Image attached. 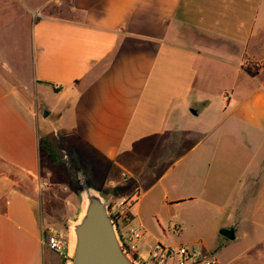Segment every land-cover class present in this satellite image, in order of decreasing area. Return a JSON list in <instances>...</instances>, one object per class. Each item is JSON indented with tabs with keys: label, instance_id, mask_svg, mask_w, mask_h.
<instances>
[{
	"label": "crops",
	"instance_id": "0c3cea01",
	"mask_svg": "<svg viewBox=\"0 0 264 264\" xmlns=\"http://www.w3.org/2000/svg\"><path fill=\"white\" fill-rule=\"evenodd\" d=\"M229 75L215 99L210 81ZM222 116L264 132V0H0V160L33 181L26 189L0 170V264H62L43 242L35 195L53 171L43 172L42 140L57 135L88 156L87 182L124 200L143 229L136 257L146 264L145 247L181 244L169 241L182 227L172 206L221 201L204 145ZM253 161L246 173L264 166V152ZM240 180L222 225L260 223ZM77 205L74 192L72 216Z\"/></svg>",
	"mask_w": 264,
	"mask_h": 264
},
{
	"label": "rangeland",
	"instance_id": "374dc122",
	"mask_svg": "<svg viewBox=\"0 0 264 264\" xmlns=\"http://www.w3.org/2000/svg\"><path fill=\"white\" fill-rule=\"evenodd\" d=\"M252 67H256L252 64ZM232 75L220 76L210 81V87L215 94V99L221 98L217 95V88L226 86L232 82ZM221 124L206 137L204 152H213V161L209 168L214 169L216 174L208 178L210 190L220 188L219 197L221 201L213 206H204L198 198H185L176 202L172 206V219L181 223V229L176 231L172 228L170 242L185 244L193 242L196 251L203 256L216 261V264H264V166L259 165L253 172L246 173L254 161L253 157L257 153L264 152V132L257 128H232L229 121L232 119L222 116ZM51 118V117H50ZM219 133L217 144L214 150L209 147V140ZM73 142L62 136H51L42 140L41 165L43 172L52 169V176L45 174V184L36 190L38 199V215L42 225V232L46 235L50 230L59 232L66 243L69 238L67 220L74 218L78 214L80 207V193L77 171L86 169L89 161L86 153L79 149ZM81 167V168H80ZM0 170L11 173L18 185L29 189L33 186L32 178L13 170L8 164L0 160ZM120 173V169H116ZM247 174V176H242ZM249 174V175H248ZM231 177H227V176ZM249 176V177H248ZM254 176H258L255 178ZM68 177L70 185L60 184L57 180ZM243 182L245 189L252 190L250 198L253 209L250 210L252 218L258 216L259 224L252 221L248 225L234 223L236 226V237L229 239L219 232L221 222L225 219L228 206L225 208L222 203L235 186L236 181ZM256 179V180H255ZM73 181V182H72ZM73 183V186H72ZM73 187V189H72ZM194 187L189 184L184 186V190H174L173 195H188ZM76 192L78 199V209L72 216V193ZM211 192V191H210ZM211 194V193H210ZM193 195V194H189ZM216 196V195H214ZM223 206V207H221ZM243 211H247L246 209ZM179 225V224H178ZM248 228V230H245ZM151 246H147L140 252V258L146 264H156L149 253ZM66 255L62 256V264Z\"/></svg>",
	"mask_w": 264,
	"mask_h": 264
},
{
	"label": "water",
	"instance_id": "95a60500",
	"mask_svg": "<svg viewBox=\"0 0 264 264\" xmlns=\"http://www.w3.org/2000/svg\"><path fill=\"white\" fill-rule=\"evenodd\" d=\"M77 177L81 202L78 214L67 220L70 234L63 264H144L125 247L110 213V198L90 185L81 170ZM219 232L234 239L236 226L222 225Z\"/></svg>",
	"mask_w": 264,
	"mask_h": 264
},
{
	"label": "built area",
	"instance_id": "2783aa9c",
	"mask_svg": "<svg viewBox=\"0 0 264 264\" xmlns=\"http://www.w3.org/2000/svg\"><path fill=\"white\" fill-rule=\"evenodd\" d=\"M109 207L125 247L133 252L135 246L132 242L143 235V229L132 223V218L127 213V207L124 206V200H120L117 203L112 202ZM174 229L179 231L180 227H174ZM42 238L47 247L53 249L61 256L66 255V243L59 232L50 230L46 235L42 232ZM150 255L156 264H167L168 262H173V264H186L188 262H193L194 264H216L215 260L202 256L200 252L195 250L193 245L189 244L170 245L156 242L151 247Z\"/></svg>",
	"mask_w": 264,
	"mask_h": 264
},
{
	"label": "trees",
	"instance_id": "16d2710c",
	"mask_svg": "<svg viewBox=\"0 0 264 264\" xmlns=\"http://www.w3.org/2000/svg\"><path fill=\"white\" fill-rule=\"evenodd\" d=\"M244 69L246 71H248L250 74H255L257 72V67H252L251 65L249 64H244L243 65ZM13 170H16L17 172L21 173V174H25L27 175L29 178H31L30 174L26 173L25 171H23L22 169L16 167V166H11L9 165ZM11 176L15 179V177L11 174ZM134 255H135V252H134Z\"/></svg>",
	"mask_w": 264,
	"mask_h": 264
},
{
	"label": "flooded vegetation",
	"instance_id": "af4514ba",
	"mask_svg": "<svg viewBox=\"0 0 264 264\" xmlns=\"http://www.w3.org/2000/svg\"><path fill=\"white\" fill-rule=\"evenodd\" d=\"M132 253L134 254V251Z\"/></svg>",
	"mask_w": 264,
	"mask_h": 264
}]
</instances>
